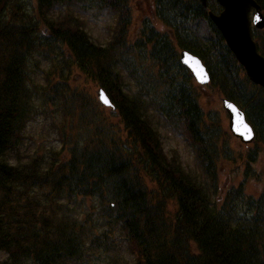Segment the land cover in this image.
<instances>
[{
  "label": "trees",
  "instance_id": "trees-1",
  "mask_svg": "<svg viewBox=\"0 0 264 264\" xmlns=\"http://www.w3.org/2000/svg\"><path fill=\"white\" fill-rule=\"evenodd\" d=\"M255 1L264 12V0ZM152 4L131 42L129 0H0L6 264H91V248L107 253L124 241L136 264H264V193L251 197L239 187L218 201L219 162L232 151L179 53L198 56L211 76L208 87L245 111L256 131L253 164L264 149V89L249 81L209 19L210 10L221 11L215 0L208 9L199 0ZM77 12L113 16L111 38L96 41ZM255 36L264 55V30ZM44 61L51 67L37 81ZM74 69L103 88L119 125L104 119L99 101L70 91ZM41 104L43 113L52 105L62 112L65 125L78 115V135L60 136L69 146L65 156L55 148L23 151ZM161 126L186 139L201 175L165 151Z\"/></svg>",
  "mask_w": 264,
  "mask_h": 264
},
{
  "label": "rangeland",
  "instance_id": "rangeland-1",
  "mask_svg": "<svg viewBox=\"0 0 264 264\" xmlns=\"http://www.w3.org/2000/svg\"><path fill=\"white\" fill-rule=\"evenodd\" d=\"M133 13V22L129 29V39L133 42L136 39L137 26L145 16H151L153 9L152 0H129ZM29 2L28 4H33ZM81 19L85 22L86 29L91 33L93 38L100 42L105 43L111 38V32L116 24V19L108 15L107 12H77ZM158 28H163L160 22H156ZM115 32V29H114ZM51 67L47 61L41 63V66L36 69L37 81L42 79V70ZM46 73L51 74L50 71ZM79 72L74 69L73 75L69 78L68 83L71 92L80 93L84 99L97 100V92L101 88L98 84L88 79L84 75H79ZM52 80H57L56 76L51 75ZM37 83V82H36ZM198 86V85H197ZM199 100L202 108L206 114L218 113L220 116L219 125L223 129V140L229 144L232 151V159H223L219 162V195L218 201L222 202L227 193L235 188L243 187L247 195L251 197H261L264 193V149L258 155L256 162L253 164L249 160V153L252 146L243 145L236 139L229 129V116L224 110L222 103V95H219L215 90L210 87H201L199 89ZM44 106L41 104L39 111L36 113L34 119L29 124L27 136L25 140L26 146L23 151L26 153H39L49 152L52 148L61 152V156H65L69 151V146H63L61 141V134L66 132V135L75 137L79 133L78 115L69 117L66 125L62 112H56L55 107H49L43 113ZM104 119L108 123L113 122L118 124L116 111L110 108L101 109ZM53 114V115H52ZM54 122V124H53ZM53 124V125H52ZM72 129H74L72 131ZM160 132L163 139L165 151L168 154H173L181 158L184 167L192 173L201 175V169L196 158L194 150L184 137L176 134L167 127H160ZM82 139H87L88 134L84 132L81 136ZM69 144V141H67ZM91 203V202H90ZM87 203V204H90ZM170 212L175 211V207L170 204L168 207ZM91 248V247H90ZM88 253H91V264H136V258L130 251L127 241H124L113 251L107 253L101 252L91 248ZM8 255L4 252L0 253V264H6Z\"/></svg>",
  "mask_w": 264,
  "mask_h": 264
},
{
  "label": "water",
  "instance_id": "water-1",
  "mask_svg": "<svg viewBox=\"0 0 264 264\" xmlns=\"http://www.w3.org/2000/svg\"><path fill=\"white\" fill-rule=\"evenodd\" d=\"M200 1L205 7L208 6V0ZM216 1L223 10L218 15L210 12L211 20L224 36L237 61L246 70L249 79L264 88V56L259 53L252 31V24L257 29H264V15L261 6L255 0ZM252 10H255L253 21L250 18ZM181 61L198 84L205 85L210 82L207 68L198 57L183 51ZM97 97L106 107H112V103L103 89L98 91ZM222 101L230 118L229 129L232 134L244 144L252 143L255 139V132L248 123L245 113L233 102L227 99Z\"/></svg>",
  "mask_w": 264,
  "mask_h": 264
}]
</instances>
